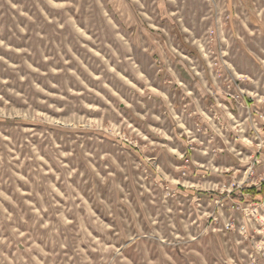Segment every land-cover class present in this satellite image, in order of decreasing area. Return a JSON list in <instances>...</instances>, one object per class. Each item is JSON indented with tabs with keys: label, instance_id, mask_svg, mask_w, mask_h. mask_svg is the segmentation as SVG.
<instances>
[{
	"label": "rangeland",
	"instance_id": "374dc122",
	"mask_svg": "<svg viewBox=\"0 0 264 264\" xmlns=\"http://www.w3.org/2000/svg\"><path fill=\"white\" fill-rule=\"evenodd\" d=\"M246 173L264 0H0V264H251Z\"/></svg>",
	"mask_w": 264,
	"mask_h": 264
},
{
	"label": "built area",
	"instance_id": "2783aa9c",
	"mask_svg": "<svg viewBox=\"0 0 264 264\" xmlns=\"http://www.w3.org/2000/svg\"><path fill=\"white\" fill-rule=\"evenodd\" d=\"M250 175L251 174L249 173L245 174L242 182L238 184V187H240V189H244L242 188L243 184L248 182ZM251 187H253L252 183L250 185H247L245 188H251ZM241 203H236V204H238L240 207ZM242 204L244 206H247L244 209L245 211H248L247 213H245V218L247 216H250V218L247 220V222H244L241 228H239L240 233H247L248 221L251 222V225L254 228L253 235L251 237L254 243V252L250 256L252 258L251 264H264V198H260L254 201L248 200L246 201L245 204L244 203ZM232 209L234 210L235 206H232ZM226 227L232 228V225L228 224ZM257 258H259L260 261H258Z\"/></svg>",
	"mask_w": 264,
	"mask_h": 264
},
{
	"label": "trees",
	"instance_id": "16d2710c",
	"mask_svg": "<svg viewBox=\"0 0 264 264\" xmlns=\"http://www.w3.org/2000/svg\"><path fill=\"white\" fill-rule=\"evenodd\" d=\"M243 190H244V191H248V192H250L251 194H255V195H256V193H258V192L264 193V183L261 184L260 187L253 186V187H251V188H244ZM254 198H256V197H254Z\"/></svg>",
	"mask_w": 264,
	"mask_h": 264
},
{
	"label": "crops",
	"instance_id": "0c3cea01",
	"mask_svg": "<svg viewBox=\"0 0 264 264\" xmlns=\"http://www.w3.org/2000/svg\"><path fill=\"white\" fill-rule=\"evenodd\" d=\"M264 194V193H263Z\"/></svg>",
	"mask_w": 264,
	"mask_h": 264
}]
</instances>
